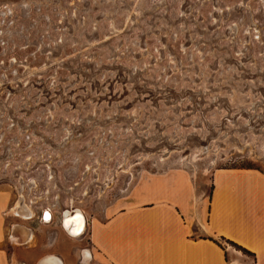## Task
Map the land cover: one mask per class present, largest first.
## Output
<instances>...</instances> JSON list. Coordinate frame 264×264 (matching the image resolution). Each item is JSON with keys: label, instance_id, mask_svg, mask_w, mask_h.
Segmentation results:
<instances>
[{"label": "rangeland", "instance_id": "374dc122", "mask_svg": "<svg viewBox=\"0 0 264 264\" xmlns=\"http://www.w3.org/2000/svg\"><path fill=\"white\" fill-rule=\"evenodd\" d=\"M218 169L264 173V0H0L10 264H94L91 224L140 185L181 178L207 205Z\"/></svg>", "mask_w": 264, "mask_h": 264}, {"label": "crops", "instance_id": "0c3cea01", "mask_svg": "<svg viewBox=\"0 0 264 264\" xmlns=\"http://www.w3.org/2000/svg\"><path fill=\"white\" fill-rule=\"evenodd\" d=\"M170 180L140 185L122 209L91 224L94 264H264V173L215 170L207 205L196 206L190 187ZM2 227L0 264H10Z\"/></svg>", "mask_w": 264, "mask_h": 264}, {"label": "bare ground", "instance_id": "6f19581e", "mask_svg": "<svg viewBox=\"0 0 264 264\" xmlns=\"http://www.w3.org/2000/svg\"><path fill=\"white\" fill-rule=\"evenodd\" d=\"M85 219L82 214L78 211H73L70 215L69 212H64L61 220V226L66 233L72 237H78L83 234L85 228ZM29 235L27 234V240H29ZM12 243H17V238L15 235L11 237ZM25 242V241H23ZM85 254L87 251L84 252ZM83 253V255H84ZM37 264H62L61 261L54 257L53 255H48L40 260Z\"/></svg>", "mask_w": 264, "mask_h": 264}, {"label": "trees", "instance_id": "16d2710c", "mask_svg": "<svg viewBox=\"0 0 264 264\" xmlns=\"http://www.w3.org/2000/svg\"><path fill=\"white\" fill-rule=\"evenodd\" d=\"M226 243L229 244L230 246H232V247L238 249V247H236V245H234V244H232V243H230V242H228V241H227Z\"/></svg>", "mask_w": 264, "mask_h": 264}]
</instances>
